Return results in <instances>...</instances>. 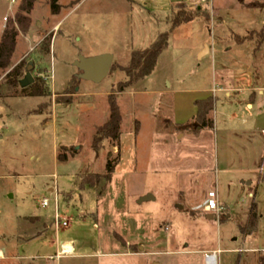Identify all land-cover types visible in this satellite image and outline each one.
Segmentation results:
<instances>
[{
    "label": "rangeland",
    "instance_id": "obj_1",
    "mask_svg": "<svg viewBox=\"0 0 264 264\" xmlns=\"http://www.w3.org/2000/svg\"><path fill=\"white\" fill-rule=\"evenodd\" d=\"M30 1L0 0V40L5 30L17 31L15 50L0 70V264H205V255L216 251V264H258L264 254V0H197L172 8L170 0H59L55 18L48 0H34L24 33L16 18ZM71 1L77 5L66 7ZM182 12L194 20L170 31L172 16ZM166 32L168 45L151 75L117 98L119 146L106 139L93 149L108 117L107 96L126 80L118 63L127 67L133 51ZM101 53L115 57L109 75L100 83L81 80L78 57ZM26 73L33 83L22 87ZM211 88L232 96L245 89L259 101L249 111L218 93L215 133L185 142L199 134L195 102ZM173 112L183 126L171 121ZM255 119L259 131L250 128ZM107 159L118 160L110 180ZM83 182L92 185L100 217L78 223L80 202L71 189ZM211 190L223 208L218 214L204 211ZM55 195L69 228L55 229ZM146 195L153 200L138 203ZM43 198L47 208L40 206ZM254 202L256 230L241 235ZM41 230L42 239H32ZM61 242H74L77 256L56 258Z\"/></svg>",
    "mask_w": 264,
    "mask_h": 264
},
{
    "label": "trees",
    "instance_id": "obj_2",
    "mask_svg": "<svg viewBox=\"0 0 264 264\" xmlns=\"http://www.w3.org/2000/svg\"><path fill=\"white\" fill-rule=\"evenodd\" d=\"M33 1L31 0L25 7H21V11L25 13V16L18 14L16 18V25L19 27V31L26 33L28 31V19L26 15L31 13V9L33 6ZM59 0H48V7L50 9L51 15H58L60 13V6L58 4ZM199 10V9H198ZM196 10L195 12H198ZM195 18L192 14H186V12H182V14L177 13L174 14L170 20L171 26L170 31L176 29L181 26L183 23H189L193 21ZM17 37V31L13 28L5 30L2 33L0 40V70L5 69L9 63V58L13 54L16 43L15 39ZM168 45V33L159 34L156 37V40L150 45L149 48L144 50H135L130 54V61L127 67H123L120 70L125 73L126 80L123 82H118L116 87L112 89L110 94L107 96V106L109 107V113L107 120L104 122L102 127L98 128L96 131L95 138L93 139L92 148L97 150V143L102 142L103 140H109L113 147H118L120 143V134H121V114L120 108L117 106V98L120 94H122L125 89L132 85L134 82L138 80H143L146 77H149L155 68L156 62L159 58L160 53L166 49ZM112 68V67H111ZM111 70V69H110ZM18 68L13 69L12 73H17ZM16 84V83H14ZM34 95L37 96H47L46 92H41L35 90ZM215 100L212 97L206 98L201 101L195 102L197 108V114L195 117L196 125L195 132H200L202 129L207 128L209 130L213 129V121L207 118L209 112L214 109ZM69 104V101L66 102ZM37 114H40L39 112ZM138 131V126L135 125L134 134ZM59 162H66L67 158L59 156L56 157ZM118 165V160L107 159L104 169L105 175L104 178L106 180H110L113 172ZM78 184V189H83L88 186L83 182L81 187ZM257 205L256 203H252L248 213H247V221L246 223L239 227V231L241 235L250 236L256 230L257 223ZM258 264H264V254L260 255L258 258Z\"/></svg>",
    "mask_w": 264,
    "mask_h": 264
},
{
    "label": "crops",
    "instance_id": "obj_3",
    "mask_svg": "<svg viewBox=\"0 0 264 264\" xmlns=\"http://www.w3.org/2000/svg\"><path fill=\"white\" fill-rule=\"evenodd\" d=\"M206 1H209V4L210 5H213L211 2L213 1V0H206ZM192 2H196V3H198L197 2V0H170V6H171V8L174 6V5H178V4H182V3H185V4H190V3H192ZM199 3H205V2H201L200 0H199ZM58 4H59V1H58ZM70 4H72V5H70ZM130 4L132 5V4H136V1L135 0H131L130 1ZM77 5V3L75 2H73V1H71V2H69L67 5H66V7H70V8H73L74 6H76ZM60 6V13L58 14V15H51V16H54V18L55 17H58L60 14H61V11H62V6L61 5H59ZM141 6V5H140ZM142 6H145V4H142ZM65 7V8H66ZM60 22H61V20H58V21H55V24L57 25L56 26V28L57 27H59V24H60ZM56 28H54V30L56 29ZM177 28H179V27H177ZM176 28V29H177ZM105 54H108V55H111V54H109V53H101L100 55H105ZM99 55V56H100ZM112 57H113V55H111ZM97 57V56H96ZM115 62V57H113V63ZM113 65V64H112ZM118 65H119V67L120 68H123V67H125V66H122V65H120L119 63H118ZM117 71H121V70H117ZM112 73H115V72H112ZM123 82V81H122ZM170 86V85H169ZM123 93H125V91L123 92ZM123 93L122 94H120L119 96H122L123 95ZM218 93H220V94H222V96H223V102L224 103H229V102H231V99H233L234 100V102H231L233 105L234 104H240V105H243V104H245L246 105V108H247V110H249V111H251L252 109H253V107H254V104H256V103H258V101H259V99H258V96H256V97H254V98H252L251 97V100L250 99H248V90H240V92L238 93V94H236L235 96H232L230 93H227L226 91H224L223 89H221V88H219V89H210L209 91H207L206 92V95H205V97L204 98H202V99H205V98H209V97H212V98H214V100L215 101H217L219 98L218 97H216V95L218 94ZM263 94V89H262V91L260 92V93H258V95L260 96V95H262ZM247 95V96H246ZM232 109H233V106H232ZM214 114H215V112H214V109H213V111H211V112H209V114H208V118L210 119V120H212L213 121V129L212 130H209V129H207V128H204V129H202L200 132H199V134H198V136H196V137H186V139L184 140L185 142H186V140H187V142L189 143H191V142H195V143H197V142H200V141H202V139H203V136L204 135H210L211 133L213 134V133H215L214 132V130L215 129H217L216 128V126H217V121H216V125H215V120H214ZM226 118H228V117H226ZM229 118H231V120L233 119V115H231L230 114V117ZM243 121L242 122H244L245 123V125H247V124H249V122L247 121V120H245V119H242ZM171 121L174 123V125H177V126H183V125H180V123L177 121V118H176V116H175V114H174V112H173V114H171ZM192 121V120H191ZM232 121H234V120H232ZM232 127H233V125H231ZM231 127V128H232ZM140 128V127H139ZM139 128H138V130H139ZM250 128H251V130H254V131H259L260 130V128H259V124L257 123V120L255 119V120H253L252 122H251V126H250ZM216 131V130H215ZM138 132V131H137ZM137 132H136V134H137ZM261 132H262V136H264V129H262L261 130ZM136 134H134V135H136ZM120 139V138H119ZM161 139V138H160ZM189 140V141H188ZM160 142L162 143H164V144H170V145H173V142H172V139L171 138H166V139H161L160 140ZM175 146L173 145V148H174ZM176 152L177 153H180V152H178V150H176ZM187 153H190V152H187ZM191 154V153H190ZM183 159V158H182ZM184 160V159H183ZM215 179H216V177H215ZM75 181V180H74ZM216 181V180H215ZM249 184V183H248ZM71 190H74V192L72 193V198H73V195L74 196H78V198H79V202H80V206L78 207L79 208V210H80V212H79V216H78V220H77V222L78 223H81V222H89V220L91 219L92 220V217L95 215L97 218L98 217H100V215H99V206H98V202H99V200L96 198V196H95V193L93 192V190H92V188L91 187H84L83 189H78V184H76V183H74L73 184V188L71 189ZM71 190H70V192H71ZM48 191L49 192H51V193H53L54 191L53 190H51V189H48ZM70 192H67V193H70ZM209 192V191H208ZM183 193V192H182ZM78 194V195H77ZM184 194V193H183ZM207 194V193H206ZM205 194V195H206ZM147 196V195H146ZM217 196H218V198H219V195H218V193H217ZM72 198L70 199V202H71V200H72ZM64 220H68L69 221V224L66 222V224H67V226H65L66 228H69L71 225H72V221H70V219H67L65 216H61ZM25 219H28V222H31V221H33L34 219L33 218H25ZM41 224H43L44 225V227H46L47 225L45 224V222L44 221H42L41 222ZM51 227V225L49 226V228ZM48 228V229H49ZM61 227H59V228H56L55 227V229L56 230H59ZM93 230H95L96 232H98V227H97V225H93ZM45 232V230H41V231H39V232H36L35 234H31V235H34V238H32V239H37V240H41L42 239V233H44ZM44 235V234H43ZM57 236V235H56ZM25 237V236H24ZM20 240H22L23 241V238H21ZM75 240V239H74ZM77 240V239H76ZM75 240V241H76ZM80 243H82L81 241H79L78 240V244L79 245H82V244H80ZM61 245H67V249H68V251H71V254H69V255H67V256H69V257H73V256H77L76 255V252H75V248H74V242H70V243H65V242H61L60 244H59V248H58V250H57V252H56V258H58V256H66V255H60V246ZM80 248H83L82 246H79ZM85 250L84 249H82V250H80V252L82 253V252H84Z\"/></svg>",
    "mask_w": 264,
    "mask_h": 264
},
{
    "label": "water",
    "instance_id": "obj_4",
    "mask_svg": "<svg viewBox=\"0 0 264 264\" xmlns=\"http://www.w3.org/2000/svg\"><path fill=\"white\" fill-rule=\"evenodd\" d=\"M113 64V57L111 55L105 54L97 57L83 58L78 57V61L75 62L77 70L81 73L80 79L91 81L93 83H100L104 78H106L110 72V69ZM28 67L27 71H29ZM25 79L20 81L22 87L27 86L33 83V79L29 73H26ZM153 200L152 196L147 195L141 197L138 200V203L143 201ZM208 219H211V216H207Z\"/></svg>",
    "mask_w": 264,
    "mask_h": 264
},
{
    "label": "built area",
    "instance_id": "obj_5",
    "mask_svg": "<svg viewBox=\"0 0 264 264\" xmlns=\"http://www.w3.org/2000/svg\"><path fill=\"white\" fill-rule=\"evenodd\" d=\"M201 2H205L206 0H200ZM204 211L209 214H218L223 209L218 203L217 192L215 190H211L207 192L204 200ZM54 205L56 208L57 205V195L54 197ZM40 206L42 208H47L49 206V200L47 198H43L40 202ZM54 224L56 228L67 226L66 221L58 214V208L55 211ZM71 251H68L67 245L60 246V255H69ZM217 255L218 251L205 255V264H216L217 263Z\"/></svg>",
    "mask_w": 264,
    "mask_h": 264
}]
</instances>
